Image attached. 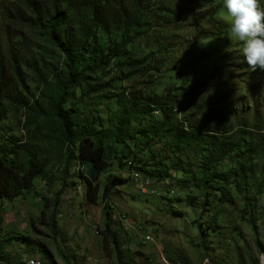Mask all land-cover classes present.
<instances>
[{
	"label": "rangeland",
	"instance_id": "374dc122",
	"mask_svg": "<svg viewBox=\"0 0 264 264\" xmlns=\"http://www.w3.org/2000/svg\"><path fill=\"white\" fill-rule=\"evenodd\" d=\"M0 1L12 13L19 4ZM121 2L131 17L141 15V22L122 64L114 65L105 79L102 94L114 98L110 108L123 93L165 92L170 100L188 104L174 118L177 124L193 116L212 129H202L205 135H213L238 114L240 126L232 122L227 130L240 129L245 142L240 150L228 152V147L223 155L203 151L205 143H197L181 156L169 155L166 140L144 138L150 142L148 150L118 145L92 199L77 161L67 162L53 122L6 104L0 139L8 144L16 140L30 150L39 147V161L46 169L23 196L13 202L0 199L1 259L42 264H264V154H243L253 136H264V72H251L244 62L243 45L231 36L222 0ZM26 8L19 17L27 21L24 29L13 26L8 33L0 28L1 47L15 42L14 32L30 37ZM29 47L25 54L32 57L34 46ZM127 58L145 63V68L136 72L123 67ZM26 87L37 92L30 81ZM91 98L82 99L77 90L70 101L79 115L81 110L93 114L98 101ZM101 103L98 109L105 113L109 106ZM211 156L217 157L212 166L206 164ZM209 166L216 175L209 174ZM114 178L124 182L105 199V187Z\"/></svg>",
	"mask_w": 264,
	"mask_h": 264
},
{
	"label": "trees",
	"instance_id": "16d2710c",
	"mask_svg": "<svg viewBox=\"0 0 264 264\" xmlns=\"http://www.w3.org/2000/svg\"><path fill=\"white\" fill-rule=\"evenodd\" d=\"M16 2L19 4L13 13L17 17L10 11L12 8L0 6V28H6L8 33L9 29L18 26L24 29L27 21L19 17L27 4L25 11L29 9L27 26L30 27V37L14 32L11 36L16 37L15 42L9 43L7 48L1 47L3 40H0V119L6 104L28 108L49 118L58 128L61 148L68 154L67 162L71 165L73 160L77 161L80 179L92 199L98 196L99 179L111 166V157L116 154L118 145L126 144L130 150L139 145L136 150H148L150 142L146 144L144 138L148 141L166 140L170 156H181L186 148L202 142L205 144L201 150H216L221 155L228 147H232L228 152L242 148L245 142V135H241L243 131L237 129L231 133L227 130L232 122L240 126L238 114L223 128L214 129L213 135H205L202 129H208V132L212 129L193 116L180 125L174 121V118L178 119L179 111H186L188 104L183 100H170L165 92L123 93L118 96L115 108H110L114 98L102 94L107 90L105 79L113 74L114 65L119 68L122 64L120 60L127 55L126 46L135 41L132 33L141 22V15L131 17L126 13L121 0ZM8 38L9 34L4 40ZM29 46H34L31 47L35 50L32 57L25 54ZM124 63L123 67L130 66L136 72L145 68V63L132 58H127ZM28 81L35 84L34 92H37L32 93L26 87ZM112 86L118 88L115 83ZM77 90L82 99L93 96L91 99L98 101L97 112L92 114L81 110L79 115L80 109L70 101ZM188 97L192 99L193 94ZM101 102H107L109 106L105 113L98 109L103 105ZM123 153L126 155L128 151ZM245 153L249 157L264 154V136H253ZM208 158L206 164L211 166L217 159ZM39 160V147L30 150L16 140L8 144L0 139L2 201L13 202L30 191L34 181L42 177L46 169V164ZM211 166L206 170L210 175H216L217 171L214 172ZM239 170L244 171L242 166ZM122 182V179L114 178L113 183L105 187V199L112 188ZM115 244L119 245V242L116 240ZM0 260L11 263L1 257Z\"/></svg>",
	"mask_w": 264,
	"mask_h": 264
},
{
	"label": "clouds",
	"instance_id": "9594fccd",
	"mask_svg": "<svg viewBox=\"0 0 264 264\" xmlns=\"http://www.w3.org/2000/svg\"><path fill=\"white\" fill-rule=\"evenodd\" d=\"M221 8L230 22L231 36L243 45L242 56L249 70L264 72V3L222 0Z\"/></svg>",
	"mask_w": 264,
	"mask_h": 264
},
{
	"label": "built area",
	"instance_id": "2783aa9c",
	"mask_svg": "<svg viewBox=\"0 0 264 264\" xmlns=\"http://www.w3.org/2000/svg\"><path fill=\"white\" fill-rule=\"evenodd\" d=\"M0 264H40L36 261H31L30 263H0Z\"/></svg>",
	"mask_w": 264,
	"mask_h": 264
},
{
	"label": "bare ground",
	"instance_id": "6f19581e",
	"mask_svg": "<svg viewBox=\"0 0 264 264\" xmlns=\"http://www.w3.org/2000/svg\"><path fill=\"white\" fill-rule=\"evenodd\" d=\"M31 261H36V262L42 264V262H41V261H38V260H30V261H27V262H25V263H30Z\"/></svg>",
	"mask_w": 264,
	"mask_h": 264
},
{
	"label": "crops",
	"instance_id": "0c3cea01",
	"mask_svg": "<svg viewBox=\"0 0 264 264\" xmlns=\"http://www.w3.org/2000/svg\"><path fill=\"white\" fill-rule=\"evenodd\" d=\"M0 263H4V262L0 260Z\"/></svg>",
	"mask_w": 264,
	"mask_h": 264
}]
</instances>
